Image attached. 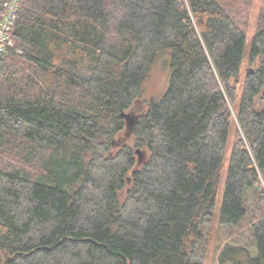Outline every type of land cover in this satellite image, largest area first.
I'll return each mask as SVG.
<instances>
[{"label":"trees","instance_id":"1","mask_svg":"<svg viewBox=\"0 0 264 264\" xmlns=\"http://www.w3.org/2000/svg\"><path fill=\"white\" fill-rule=\"evenodd\" d=\"M251 2L22 0L0 52V264H204L216 212L264 264V0L243 71ZM165 48L166 92L111 152Z\"/></svg>","mask_w":264,"mask_h":264},{"label":"rangeland","instance_id":"2","mask_svg":"<svg viewBox=\"0 0 264 264\" xmlns=\"http://www.w3.org/2000/svg\"><path fill=\"white\" fill-rule=\"evenodd\" d=\"M261 1L262 0H252L251 2L250 20L244 45L243 71L251 68L247 63V56L251 47L252 37L255 33V21H257ZM171 71V50L165 48L157 53L150 66L148 76L144 81L141 95L137 98L135 104L126 112L128 115L126 118V127L115 137L113 143L114 147L111 149V152L128 139L131 133L132 123L145 111V107L148 105L149 101L152 99H159L164 95L168 88ZM226 167L227 157L224 161L222 176L218 188L216 209L221 203ZM215 215L216 216L212 218L210 223L205 226L208 244L204 264H247L251 258L257 255L256 241L248 230L243 229L241 231H231L221 227L216 218L217 212ZM226 244L233 247L234 251H230L233 258L221 263L219 261V254Z\"/></svg>","mask_w":264,"mask_h":264},{"label":"built area","instance_id":"3","mask_svg":"<svg viewBox=\"0 0 264 264\" xmlns=\"http://www.w3.org/2000/svg\"><path fill=\"white\" fill-rule=\"evenodd\" d=\"M22 0H6L0 17V52L13 45L10 30L15 23L17 11Z\"/></svg>","mask_w":264,"mask_h":264},{"label":"water","instance_id":"4","mask_svg":"<svg viewBox=\"0 0 264 264\" xmlns=\"http://www.w3.org/2000/svg\"><path fill=\"white\" fill-rule=\"evenodd\" d=\"M125 117L127 118V117H128V115H127V114H125Z\"/></svg>","mask_w":264,"mask_h":264}]
</instances>
